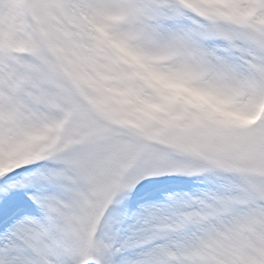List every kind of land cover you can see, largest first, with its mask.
<instances>
[{
    "label": "snow or ice",
    "instance_id": "obj_1",
    "mask_svg": "<svg viewBox=\"0 0 264 264\" xmlns=\"http://www.w3.org/2000/svg\"><path fill=\"white\" fill-rule=\"evenodd\" d=\"M0 264H264V0H0Z\"/></svg>",
    "mask_w": 264,
    "mask_h": 264
}]
</instances>
